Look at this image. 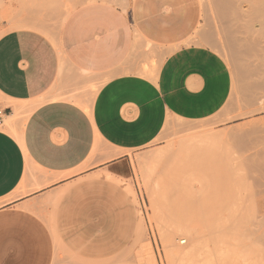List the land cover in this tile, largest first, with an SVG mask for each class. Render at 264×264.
I'll list each match as a JSON object with an SVG mask.
<instances>
[{
    "label": "crops",
    "instance_id": "crops-1",
    "mask_svg": "<svg viewBox=\"0 0 264 264\" xmlns=\"http://www.w3.org/2000/svg\"><path fill=\"white\" fill-rule=\"evenodd\" d=\"M3 3V18L20 25L0 35V264H54L60 248L86 260L114 256L135 233L137 207L101 171L122 175L129 150L152 142L171 109H184V81L223 78L227 62L210 47L185 46L157 79L125 73L132 28L122 8ZM43 8V18L61 20L55 37L38 20Z\"/></svg>",
    "mask_w": 264,
    "mask_h": 264
},
{
    "label": "rangeland",
    "instance_id": "rangeland-1",
    "mask_svg": "<svg viewBox=\"0 0 264 264\" xmlns=\"http://www.w3.org/2000/svg\"><path fill=\"white\" fill-rule=\"evenodd\" d=\"M84 1L96 0H64V8ZM101 1L129 15L132 46L122 72L157 79L171 54L199 45L221 54L226 72L187 78L184 109H171L152 142L129 150L122 175L101 171L125 187L137 207L128 244L102 260L60 248L54 264H264V25L252 19L264 3L236 0L245 9L237 19L235 8L225 13L217 0ZM4 5L8 10L0 0V35L20 25L3 18ZM47 9L38 20L50 24L45 31L55 37L61 20L43 18ZM237 37L247 44H237ZM6 128H14L12 117ZM189 247L194 252L185 255Z\"/></svg>",
    "mask_w": 264,
    "mask_h": 264
},
{
    "label": "bare ground",
    "instance_id": "bare-ground-1",
    "mask_svg": "<svg viewBox=\"0 0 264 264\" xmlns=\"http://www.w3.org/2000/svg\"><path fill=\"white\" fill-rule=\"evenodd\" d=\"M250 1H251V0H250ZM262 1H263V0H262ZM262 1L260 2V4L262 3V5H263L264 1H263V2H262ZM217 2L219 3L218 6L220 5L219 7H221V8L224 10V12H225V10H226L227 8H229V10H227V11H231V10H233L232 7L235 8V10H233L232 12L235 11V13H234V17H236L237 19H239L240 16L243 15V14H241L242 11H243V10H241V9H242L243 7L240 6L239 1H236V0H217ZM250 3H252V2H250ZM253 4H254V3H253ZM251 5H252V4H251ZM262 5H261V6H262ZM230 7H231V8H230ZM253 7H255V6H253ZM257 7H259V6H257ZM262 8H263L262 10L259 9V8L256 9V10H258V12H257V14H258V15H257L258 18H257V16H254V18L252 17V19H255V18H256L255 21H256V20L259 21V19H261V20L263 19L262 17H264V16H261V15H262V14L264 15V7L262 6ZM230 9H231V10H230ZM243 9H244V8H243ZM254 10H255V9H254ZM256 10H255V11H256ZM244 11H245V9H244ZM248 11H249V10H248ZM262 11H263V13H262ZM225 13H226V12H225ZM225 13H224V14H225ZM229 13H230V12H229ZM243 13H244V12H243ZM246 13H247V12H246ZM249 13H250V12H249ZM259 13H260L261 18H260V16H259ZM261 13H262V14H261ZM240 14H241V15H240ZM244 14H245V13H244ZM249 15H250V14H249ZM251 16H252V14H251ZM223 18H225V17H223ZM226 18H227V17H226ZM249 18H250V16H249ZM252 19H251V20H252ZM228 20H231L232 22H233V21H234V22H237L236 19H235V20H232V18H231V19H228ZM261 20H260V22H259V23H260L259 25H262V24L264 25V19H263L262 21H261ZM228 22H230V21H228ZM232 22H231V25H232ZM234 22H233V26H234V28H235V30H236L237 28H236V25H234V24H235ZM238 22H239V20H238ZM226 24H228V23L226 22ZM229 24H230V23H229ZM244 24H245V23H244ZM248 24H249V23H248ZM251 25H252V24H251ZM253 25H254V24H253ZM253 25H252V26H253ZM237 26H238V24H237ZM231 27H232V26H231ZM239 27H240V26H239ZM239 27H238V29H239ZM261 28H262V27H261ZM263 28H264V26H263ZM227 29H228V28H226V30H227ZM240 29H241V28H240ZM249 29H250V28H249ZM255 29H256V28H255ZM258 29H259V28H257V30H258ZM252 30H253V29H252ZM252 30H250V31H252ZM260 30H261V29H260ZM260 30H259V31H260ZM238 31H239V30H238ZM238 31H237V32H238ZM244 31H246V30H244ZM254 31H255V30H254ZM232 32H233V31H230L231 35H228L229 37L231 36L230 39H232V37L235 38L234 35L232 36V34H233ZM256 32H257V31H256ZM263 32H264V31H263ZM256 34H258V33H256ZM259 34H261V33H259ZM262 34H264V33H262ZM244 36H245V35H244ZM246 36H247V35H246ZM261 36H262V35H261ZM263 36H264V35H263ZM229 37H228V38H229ZM240 37H241V36H240ZM240 37H237V38L240 39ZM255 37H256V36H255ZM241 38H242V37H241ZM246 38H247V37H246ZM246 38H243V39H246ZM230 39H228V40H230ZM243 39H242V40H243ZM248 39H249V38H248ZM248 39H247V42H250V43H251V41H249L250 39H249V40H248ZM235 40H236V38H235V39H232V41L230 40V42H233V43H230V42H229V43L232 44V46H234V45H235V44H234V41H235ZM256 41H257V40H256ZM238 42H239V43L244 42L245 44H247V43H246V40H245V41H241V39H240V40L237 41V44H238ZM253 42H254V41H253ZM257 42H259V40H258ZM235 43H236V42H235ZM245 44H243V46H246ZM248 44H249V43H248ZM255 44H256V43H255ZM259 44H260V43H259ZM240 45H242V44H240ZM235 46H236V45H235ZM235 46L232 47V48H235L236 50H239V49H240V48H238V47H239L238 45H237L236 47H235ZM248 46H249V45H248ZM248 46H247V47H248ZM255 46H256V45H255ZM240 47H241V46H240ZM249 47H250V46H249ZM232 48H231V49H232ZM245 49H246V48H245ZM233 50H234V49H233ZM247 50H249V49H247ZM234 52H235V51H234ZM236 53H237V52H236ZM236 53H235V54H236ZM261 84H262V83H261ZM263 84H264V83H263ZM260 86H261V85H260ZM33 105H34V104H33ZM33 107H34V106H33ZM30 108H32V107L30 106L29 108H27V111H29ZM19 112H20V108H18V109L16 110L15 114H18ZM15 128H16V127H15ZM17 129H18V128H17ZM17 129H16V130L13 129L12 131H13V133H14L15 135L20 136V133H19V131H17ZM18 130H19V129H18ZM183 228H185V227H183ZM180 229H181V228H180ZM182 230H183V229H182ZM185 230H187V229H185ZM181 232H184V231H181ZM184 233H188V235H190L188 231H187V232H184ZM184 237H185V236H184ZM184 237H180V239H182L183 242L187 240V239H185ZM183 238H184V239H183ZM183 251H184L185 255H188V253H193V252H194V249H193L192 247H191V248L189 247V248H187V249H185V250H183ZM191 251H192V252H191ZM186 252H188V253H186ZM246 256H247V255H246ZM190 258H191V257H190ZM190 258H189V259H190ZM193 262H194V261H193ZM195 262H196V261H195ZM195 262H194V263H195ZM238 262H239V261H238ZM196 263H197V262H196ZM243 263H244V262H243Z\"/></svg>",
    "mask_w": 264,
    "mask_h": 264
},
{
    "label": "built area",
    "instance_id": "built-area-1",
    "mask_svg": "<svg viewBox=\"0 0 264 264\" xmlns=\"http://www.w3.org/2000/svg\"><path fill=\"white\" fill-rule=\"evenodd\" d=\"M5 121V109L0 107V125H2Z\"/></svg>",
    "mask_w": 264,
    "mask_h": 264
}]
</instances>
